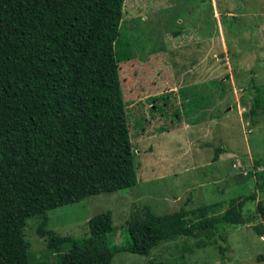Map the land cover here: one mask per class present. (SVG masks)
Masks as SVG:
<instances>
[{
    "label": "trees",
    "instance_id": "1",
    "mask_svg": "<svg viewBox=\"0 0 264 264\" xmlns=\"http://www.w3.org/2000/svg\"><path fill=\"white\" fill-rule=\"evenodd\" d=\"M125 1L0 0V264H113L118 252L149 256L183 236L227 243L226 226L256 224L264 235V202L244 214L254 195L164 216L146 205L115 247L110 211L88 221L87 237L46 228L52 210L138 185L115 53ZM241 100L250 101L254 122L264 85L252 79ZM225 153L217 148L214 161ZM256 179L264 191V173ZM31 218L42 220L38 234L47 240L40 260L25 236Z\"/></svg>",
    "mask_w": 264,
    "mask_h": 264
},
{
    "label": "rangeland",
    "instance_id": "2",
    "mask_svg": "<svg viewBox=\"0 0 264 264\" xmlns=\"http://www.w3.org/2000/svg\"><path fill=\"white\" fill-rule=\"evenodd\" d=\"M125 3L115 53L138 185L52 210L46 228L87 237L88 221L110 211L115 247L128 241V221L146 205L164 216L254 195L244 214L254 212L264 202L256 181L264 173V109L252 122L251 103L241 99L252 79L264 85V0ZM217 148L227 153L215 162ZM41 221L25 228L34 260L48 250ZM255 225L226 226L227 243L183 236L149 256L118 252L113 264H264Z\"/></svg>",
    "mask_w": 264,
    "mask_h": 264
},
{
    "label": "crops",
    "instance_id": "3",
    "mask_svg": "<svg viewBox=\"0 0 264 264\" xmlns=\"http://www.w3.org/2000/svg\"><path fill=\"white\" fill-rule=\"evenodd\" d=\"M224 155V154H223ZM221 158H224V156L222 157V156H220Z\"/></svg>",
    "mask_w": 264,
    "mask_h": 264
}]
</instances>
